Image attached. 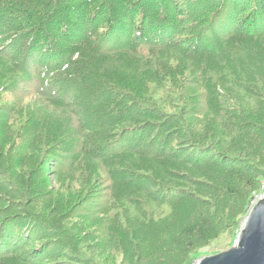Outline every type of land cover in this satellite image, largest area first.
<instances>
[{
    "label": "trees",
    "instance_id": "16d2710c",
    "mask_svg": "<svg viewBox=\"0 0 264 264\" xmlns=\"http://www.w3.org/2000/svg\"><path fill=\"white\" fill-rule=\"evenodd\" d=\"M263 182L264 0H0V264H192Z\"/></svg>",
    "mask_w": 264,
    "mask_h": 264
},
{
    "label": "water",
    "instance_id": "95a60500",
    "mask_svg": "<svg viewBox=\"0 0 264 264\" xmlns=\"http://www.w3.org/2000/svg\"><path fill=\"white\" fill-rule=\"evenodd\" d=\"M199 264H264V199L248 212L234 246Z\"/></svg>",
    "mask_w": 264,
    "mask_h": 264
},
{
    "label": "rangeland",
    "instance_id": "374dc122",
    "mask_svg": "<svg viewBox=\"0 0 264 264\" xmlns=\"http://www.w3.org/2000/svg\"><path fill=\"white\" fill-rule=\"evenodd\" d=\"M258 196H259V195H258ZM254 200H255V199H253L252 202H253ZM249 211H250V205H249V207H248L247 214H248ZM247 214H246V216H247ZM246 216H245V218H246ZM245 218H244V220H245ZM243 223H244V221H243ZM242 225H243V224H241V228H242ZM241 228H240V229H241ZM239 232H240V230H239ZM239 232H238V235H239ZM237 238H238V236H237ZM237 238L234 239V242H233L232 247L234 246L235 241L237 240ZM224 241H225V240H221L220 244H219V243H216V244L212 245L210 248H207V249H204L203 251H201L200 256H199L198 258H196V259L193 261L192 264H197V263L199 264V261H200L201 258H203V257H208V256H213V255H216V254L220 253V252H218V253H215V254H214L215 251H222V252H223V251H225V250H228V249L232 248V247H230V248L227 247V244H228L229 241H227L226 243H224ZM223 243H224V244H223ZM222 244H223V245H222ZM221 245H222V246H221ZM211 248H213V249H211ZM218 249H221V250H218ZM105 256H107V255H105ZM104 258H105V257H104ZM112 262H113V263L115 262L114 259H112ZM121 263L124 264V262H123V257H122V260L120 261V264H121Z\"/></svg>",
    "mask_w": 264,
    "mask_h": 264
},
{
    "label": "built area",
    "instance_id": "2783aa9c",
    "mask_svg": "<svg viewBox=\"0 0 264 264\" xmlns=\"http://www.w3.org/2000/svg\"><path fill=\"white\" fill-rule=\"evenodd\" d=\"M259 195V196H258ZM258 195L255 196V200L250 204V210L256 206L258 202L264 199V182L262 183V191ZM198 264V263H197Z\"/></svg>",
    "mask_w": 264,
    "mask_h": 264
}]
</instances>
